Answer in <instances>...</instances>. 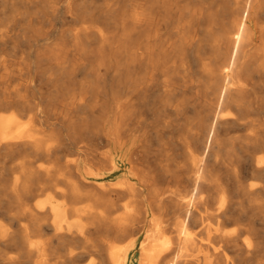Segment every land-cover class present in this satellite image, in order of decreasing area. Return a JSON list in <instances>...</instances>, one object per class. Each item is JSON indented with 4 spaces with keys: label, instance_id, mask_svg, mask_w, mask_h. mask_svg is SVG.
I'll return each mask as SVG.
<instances>
[{
    "label": "bare ground",
    "instance_id": "obj_1",
    "mask_svg": "<svg viewBox=\"0 0 264 264\" xmlns=\"http://www.w3.org/2000/svg\"><path fill=\"white\" fill-rule=\"evenodd\" d=\"M85 2L0 0V264H264V0Z\"/></svg>",
    "mask_w": 264,
    "mask_h": 264
},
{
    "label": "rangeland",
    "instance_id": "obj_2",
    "mask_svg": "<svg viewBox=\"0 0 264 264\" xmlns=\"http://www.w3.org/2000/svg\"><path fill=\"white\" fill-rule=\"evenodd\" d=\"M106 0H97V2L96 1H94V2H92V0H86V2H85V5H86V7L88 8V7H90L91 5H93L94 3L95 4H97V5H103L104 4V2H105ZM75 73H76V78H75V80H79V79H83V78H85V75H86V72L85 71H75ZM143 121H145L144 119H140V122H141V125H143ZM150 132H151V130H150ZM167 137H168V135L167 134H165L164 136H163V138H162V141H164V140H167ZM172 140L174 141V143H177V144H181V140H179L176 136H174L173 138H172ZM107 148V146H106V144H105V141H103L102 140V142H101V144L99 145V151H101V150H104V149H106ZM174 168H176V167H174ZM1 204V203H0ZM82 204V203H81ZM10 206L13 208V210L14 211H16L17 210V206H16V203H14V202H10ZM17 212V211H16ZM20 212H18V214H19ZM17 216H19V215H17ZM0 222L1 223H4V224H9V222H10V220L9 219H7V218H5L4 216H2V215H0ZM19 227H18V230H19V232H24V216H20V219H19ZM148 233V232H147ZM135 236H139V239H137V246H139L140 245V242L142 241V239H143V237H144V233L142 232V233H139V232H137L136 234H135ZM141 236V237H140ZM43 237H45V236H43ZM42 237V238H43ZM112 236H111V233H109V235L108 236H106V239L107 240H111L112 238H111ZM140 241V242H139ZM139 243V244H138ZM13 251V253L14 254H16V255H18L19 254V250L17 249H13L12 250ZM86 262V261H85ZM84 262V263H85ZM24 264V263H23Z\"/></svg>",
    "mask_w": 264,
    "mask_h": 264
}]
</instances>
